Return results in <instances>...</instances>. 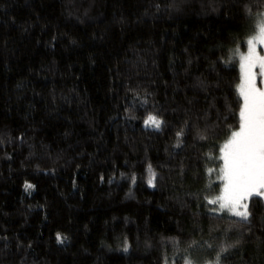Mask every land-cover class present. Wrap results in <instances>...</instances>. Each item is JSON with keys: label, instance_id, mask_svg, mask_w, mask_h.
<instances>
[{"label": "trees", "instance_id": "obj_1", "mask_svg": "<svg viewBox=\"0 0 264 264\" xmlns=\"http://www.w3.org/2000/svg\"><path fill=\"white\" fill-rule=\"evenodd\" d=\"M263 12L0 0V264H264V199L247 222L206 203L239 129L233 51Z\"/></svg>", "mask_w": 264, "mask_h": 264}, {"label": "snow or ice", "instance_id": "obj_2", "mask_svg": "<svg viewBox=\"0 0 264 264\" xmlns=\"http://www.w3.org/2000/svg\"><path fill=\"white\" fill-rule=\"evenodd\" d=\"M257 40L264 43V24L260 26L259 35L248 41L249 54L242 58L244 77L239 85V95L243 102L239 112V130L232 132L231 138L221 148L224 194L209 201L212 204L219 202L221 209H227L244 222H247L251 215L248 199L252 195L264 197V88L256 86L253 72L259 65L261 74L264 75V56L256 53ZM162 123L163 121L155 116H149L145 121L146 126L155 129H159ZM148 183L155 186V173H151ZM32 187L31 184L25 185L26 190ZM64 239L57 234L58 243H63ZM219 260L220 257L217 256L215 264H219Z\"/></svg>", "mask_w": 264, "mask_h": 264}, {"label": "rangeland", "instance_id": "obj_3", "mask_svg": "<svg viewBox=\"0 0 264 264\" xmlns=\"http://www.w3.org/2000/svg\"><path fill=\"white\" fill-rule=\"evenodd\" d=\"M262 24H264V12L261 13V14H259L257 16V18L255 19V22L253 23L254 30L252 32H250L248 34V36L246 37V39H245V47L242 48V49L236 48L233 51V59H234L236 65L238 66V68L240 70V83H239V85L242 83L243 77H244V69L242 68V64L244 63V61H243L242 58L245 57V56H247L249 54V44H248V41L250 39H254L255 37H257L259 35L260 26ZM255 50H256V53L259 56H264V43H260L258 40L255 41ZM253 72L255 73V83H256V86L258 88H264V75L261 74L262 73V69L259 67V65H257L253 69ZM239 85H238V92H239ZM238 130H235V131H238ZM230 138H231V134L229 135L228 139L222 144L221 148L223 147V145L225 143L228 142V140ZM221 148H220V160H219L218 166H216L217 169L215 171V175H214V177H212V179L210 180V182L208 183V185L206 187L207 192H209V197H207V202L206 203H207V206H209L210 210L213 213H217V214H227V215L234 216L227 209H221L219 202L216 203V204H212V203L209 202L211 200H215V199L221 197L224 194L225 181L222 179V174H221V169L223 167V160L221 159V156H222ZM211 171H212V168H211ZM212 189H218V192H216V193H210V191ZM252 196H256V195H252ZM251 197L247 201L248 206H249V201H250ZM262 198L264 199V197H262ZM189 261L191 262V264H201V263L195 262L196 260H193V261L188 260V261H185L184 264H187V262H189ZM170 264H174V263H170Z\"/></svg>", "mask_w": 264, "mask_h": 264}]
</instances>
